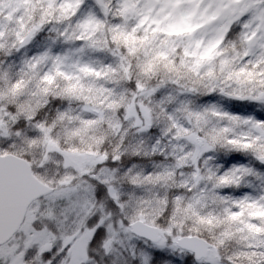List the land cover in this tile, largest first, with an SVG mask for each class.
Listing matches in <instances>:
<instances>
[{
  "label": "snow or ice",
  "instance_id": "6c2138e0",
  "mask_svg": "<svg viewBox=\"0 0 264 264\" xmlns=\"http://www.w3.org/2000/svg\"><path fill=\"white\" fill-rule=\"evenodd\" d=\"M0 264H264V0H0Z\"/></svg>",
  "mask_w": 264,
  "mask_h": 264
}]
</instances>
